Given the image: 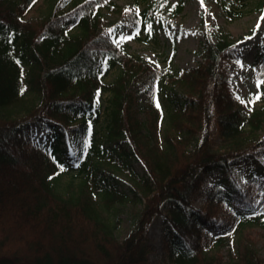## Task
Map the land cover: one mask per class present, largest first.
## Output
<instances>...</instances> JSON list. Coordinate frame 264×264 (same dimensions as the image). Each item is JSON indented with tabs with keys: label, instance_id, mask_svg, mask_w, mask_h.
I'll return each mask as SVG.
<instances>
[{
	"label": "trees",
	"instance_id": "1",
	"mask_svg": "<svg viewBox=\"0 0 264 264\" xmlns=\"http://www.w3.org/2000/svg\"><path fill=\"white\" fill-rule=\"evenodd\" d=\"M48 1L45 12L27 18L36 0H0V264H153L149 227L159 215L168 223L163 247L171 264H264L250 233L229 260L204 247L222 205L246 221L261 213L258 223L264 222V106H244L228 71L240 43L207 30L197 66L175 69L169 58L160 67L117 43L103 9L126 14L134 37L149 41L158 22L168 20L166 9L176 15L183 2L153 0L123 11L113 0ZM225 1L231 19L249 2ZM258 6L264 13V0ZM260 52L264 73V45ZM112 69L117 75L106 81ZM159 90L166 108L155 98ZM141 93L149 97L146 122L139 117ZM104 109L112 147L95 134ZM37 127L50 129L55 142L38 143ZM61 138L77 146L73 161L81 175L65 192L58 181L74 167ZM124 154L142 162L149 190L133 230L120 240L98 197L107 207L122 199L114 168ZM219 175L225 178L205 190V181ZM203 191L205 205L195 206Z\"/></svg>",
	"mask_w": 264,
	"mask_h": 264
},
{
	"label": "rangeland",
	"instance_id": "2",
	"mask_svg": "<svg viewBox=\"0 0 264 264\" xmlns=\"http://www.w3.org/2000/svg\"><path fill=\"white\" fill-rule=\"evenodd\" d=\"M123 8V11H139L147 7L153 0H113ZM261 0H249L244 7L242 16L231 19L225 9V0H171L172 3L183 2L182 9L176 15H172L166 9L168 20L157 26L155 37L146 41L137 39L133 35L132 27L126 24V14L114 9H103V15L108 22V32L113 35L117 43L126 48L130 53L139 55L152 62L156 66H165L171 58V64L175 69L197 66L201 61L200 50L206 38L207 30L213 33H230L240 43L238 58L232 59L228 64L231 85L243 101L244 106L249 109H258L264 106V73L260 70L259 55L264 45V13L258 7ZM48 0H36L33 8L29 11L27 18H36L46 11ZM76 32V28L72 30ZM243 65V66H241ZM117 70L112 69L106 77V81L113 80L117 75ZM259 96V99H254ZM109 94L106 93L104 105H107ZM159 105L167 107V99L164 91L159 90L155 95ZM146 93L139 95V117L146 122V109L148 107ZM254 102H250L253 101ZM99 123L96 126V138L98 142H105L107 147H112L116 141L109 140L105 136L107 127V110L104 109ZM36 141L50 145L55 142L52 131L41 127L35 128ZM215 146L218 148L220 138L215 135ZM130 151L127 143H120ZM74 142H65L64 138L59 140V146L67 150L71 167H74L73 158L78 154L77 146ZM124 164L114 168L112 160H107L108 167L115 169V176L118 190L122 192L121 200L106 206L103 197L99 196L100 208L104 217L114 227V234L120 239L126 238L133 230L138 214L148 193V187L143 185L144 166L142 162L132 155H122ZM264 165V163H263ZM81 175L74 167L68 173L61 176L58 181V188L66 191L68 184L73 181L77 183ZM250 177V169L243 168L239 182L241 186L247 185ZM224 179L219 175L210 177L205 181V190L210 188L215 182ZM133 189L137 192L136 199H133ZM205 192L196 195L193 204L198 207L205 205ZM260 205L257 204L256 208ZM237 210L230 205H222L218 209L216 216L217 227L212 231H207L204 237V247L209 253L221 252L226 259L234 257L237 243L247 233L256 243L259 255L264 258V222L261 213L251 212L249 219L235 217ZM168 225L164 216H157L149 227L150 243L152 251L149 259L153 264H171L166 258L163 247V233ZM221 238V240H219Z\"/></svg>",
	"mask_w": 264,
	"mask_h": 264
},
{
	"label": "snow or ice",
	"instance_id": "3",
	"mask_svg": "<svg viewBox=\"0 0 264 264\" xmlns=\"http://www.w3.org/2000/svg\"><path fill=\"white\" fill-rule=\"evenodd\" d=\"M33 2H35V0H33ZM150 27L151 26H149V29H150ZM241 66H243V65H241ZM254 99H259V96H256ZM241 102H243V101H241ZM250 102H254V100L253 101H250ZM157 106H159V105L157 104Z\"/></svg>",
	"mask_w": 264,
	"mask_h": 264
}]
</instances>
